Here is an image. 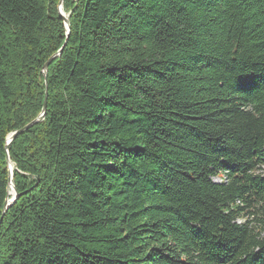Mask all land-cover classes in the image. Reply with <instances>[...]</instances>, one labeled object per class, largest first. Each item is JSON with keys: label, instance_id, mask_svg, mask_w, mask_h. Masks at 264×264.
I'll use <instances>...</instances> for the list:
<instances>
[{"label": "trees", "instance_id": "16d2710c", "mask_svg": "<svg viewBox=\"0 0 264 264\" xmlns=\"http://www.w3.org/2000/svg\"><path fill=\"white\" fill-rule=\"evenodd\" d=\"M0 264H264V0H0Z\"/></svg>", "mask_w": 264, "mask_h": 264}, {"label": "water", "instance_id": "95a60500", "mask_svg": "<svg viewBox=\"0 0 264 264\" xmlns=\"http://www.w3.org/2000/svg\"><path fill=\"white\" fill-rule=\"evenodd\" d=\"M60 13L62 15V17L65 19V24L68 30V35L70 33V21L68 16L65 14L64 10H63V3L60 4ZM63 49L59 52V55L62 54ZM52 60V59H51ZM50 62L46 64L45 68H44V74H45V78H46V86L48 87V68H49ZM47 105H48V97L46 96V100L44 103V108L42 111V114L31 124H29L28 126H26L24 129L19 130L17 132L12 133L9 137H8V144H7V150L9 152V147L12 144V142L21 134L23 133L25 130L31 128L33 125L42 122L45 117H46V113H47ZM8 166H9V170H10V190H13V194L11 193V191L9 192V196L10 198L7 200L6 206H5V211H7L10 207H12L15 202L17 201V199L19 198V193L15 187V185L12 182V172L14 169V165L11 161L10 156H8ZM12 195V196H11Z\"/></svg>", "mask_w": 264, "mask_h": 264}, {"label": "rangeland", "instance_id": "374dc122", "mask_svg": "<svg viewBox=\"0 0 264 264\" xmlns=\"http://www.w3.org/2000/svg\"><path fill=\"white\" fill-rule=\"evenodd\" d=\"M215 181H217V182H221V180H220V179H215Z\"/></svg>", "mask_w": 264, "mask_h": 264}, {"label": "bare ground", "instance_id": "6f19581e", "mask_svg": "<svg viewBox=\"0 0 264 264\" xmlns=\"http://www.w3.org/2000/svg\"><path fill=\"white\" fill-rule=\"evenodd\" d=\"M10 191H11L12 194L14 193L12 189H11ZM11 196H12V195H11Z\"/></svg>", "mask_w": 264, "mask_h": 264}]
</instances>
